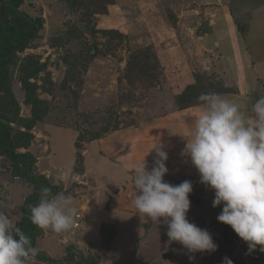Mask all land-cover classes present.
I'll list each match as a JSON object with an SVG mask.
<instances>
[{
    "label": "rangeland",
    "instance_id": "1",
    "mask_svg": "<svg viewBox=\"0 0 264 264\" xmlns=\"http://www.w3.org/2000/svg\"><path fill=\"white\" fill-rule=\"evenodd\" d=\"M20 9L42 28L11 58L0 115L12 119L15 132L25 130L28 77L45 103L43 119L29 131V147L18 151L30 153L35 174L52 185L67 177L59 184L82 216L69 235L41 229L38 252L58 264H162L182 256V245L168 243L167 226L153 225L132 205V170L145 156L150 169L151 149L162 142L165 182H192L187 218L218 245L212 253L188 252L182 263L222 264L227 257L264 264L260 246L249 252L217 220L223 205L212 207L214 190L181 156L183 137L203 110L202 93H218L249 116L264 97V0H22ZM78 134L88 141L75 148ZM30 193L0 156V210L17 222Z\"/></svg>",
    "mask_w": 264,
    "mask_h": 264
},
{
    "label": "clouds",
    "instance_id": "2",
    "mask_svg": "<svg viewBox=\"0 0 264 264\" xmlns=\"http://www.w3.org/2000/svg\"><path fill=\"white\" fill-rule=\"evenodd\" d=\"M197 99L203 110L187 136H182L186 143L181 156L190 158L199 182L214 190L212 207L223 205L217 220L231 226L249 252L257 246L264 252V97L253 104L251 116L215 92L202 93ZM164 148L162 142L154 144L150 169L146 156L134 166L132 205L153 225L167 226L169 244L177 242L192 254L215 252L218 245L212 234L187 218L192 182L172 185L164 180L169 171ZM66 179L61 176L57 183ZM29 207L32 224L61 236L71 233L78 216L73 197L63 191L53 195L49 187H42L38 204ZM37 255L38 249L13 216L0 210V264H36ZM222 264L233 261L225 257Z\"/></svg>",
    "mask_w": 264,
    "mask_h": 264
},
{
    "label": "trees",
    "instance_id": "3",
    "mask_svg": "<svg viewBox=\"0 0 264 264\" xmlns=\"http://www.w3.org/2000/svg\"><path fill=\"white\" fill-rule=\"evenodd\" d=\"M22 0H0V96L9 92L10 72L9 65L14 53L24 50L38 31L42 28V22L20 9ZM29 75V74H28ZM28 77L23 79L25 87V101L31 105V117L25 123V130L19 131L10 125L12 119L7 114L0 115V156L4 157L10 166L11 177L23 180L30 188V195L24 198L22 215L16 222L17 225L30 237L32 244L36 247V238L41 236L42 230L30 221V205L39 202L40 189L49 187L53 195L62 191L60 184L52 185L45 175H37L36 159L28 152H19V149L29 147L32 134L29 132L37 121L43 119L42 108L45 103L35 97V87L27 82ZM97 137L89 140H95ZM88 141L81 134H78L74 147L78 148L81 142ZM40 263H55L60 260H53L42 252L36 257Z\"/></svg>",
    "mask_w": 264,
    "mask_h": 264
},
{
    "label": "crops",
    "instance_id": "4",
    "mask_svg": "<svg viewBox=\"0 0 264 264\" xmlns=\"http://www.w3.org/2000/svg\"><path fill=\"white\" fill-rule=\"evenodd\" d=\"M98 182H100V181H98ZM185 250L182 251L183 252V253H181L182 256L179 254L174 255V256H172L173 261L171 259H165V260H163L164 262H162V264H183L182 262L188 257L187 255H185L186 253H188V251H185Z\"/></svg>",
    "mask_w": 264,
    "mask_h": 264
},
{
    "label": "built area",
    "instance_id": "5",
    "mask_svg": "<svg viewBox=\"0 0 264 264\" xmlns=\"http://www.w3.org/2000/svg\"><path fill=\"white\" fill-rule=\"evenodd\" d=\"M81 220H82V217H81V214H78V216H77V219H76V223H75V225H74V229H79L80 228V223H81Z\"/></svg>",
    "mask_w": 264,
    "mask_h": 264
}]
</instances>
